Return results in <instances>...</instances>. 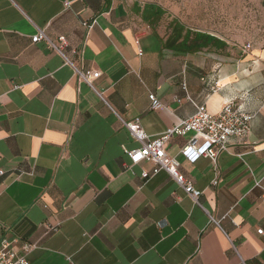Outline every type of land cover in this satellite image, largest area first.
Returning a JSON list of instances; mask_svg holds the SVG:
<instances>
[{
  "label": "crops",
  "instance_id": "1",
  "mask_svg": "<svg viewBox=\"0 0 264 264\" xmlns=\"http://www.w3.org/2000/svg\"><path fill=\"white\" fill-rule=\"evenodd\" d=\"M64 1L0 0V240L29 264H264V50L175 19L162 34L154 3ZM172 20L217 41L176 51ZM38 28L65 58L32 43ZM229 101L254 117L215 165L179 155L188 137L166 147L197 200L151 162L124 167L139 144L123 122L153 137Z\"/></svg>",
  "mask_w": 264,
  "mask_h": 264
},
{
  "label": "built area",
  "instance_id": "2",
  "mask_svg": "<svg viewBox=\"0 0 264 264\" xmlns=\"http://www.w3.org/2000/svg\"><path fill=\"white\" fill-rule=\"evenodd\" d=\"M70 4V0L64 1V7H68ZM31 41L34 44L44 42L49 49L65 58L62 50L66 47L67 40L64 36H59L57 41L53 42L47 37L43 29L38 28ZM250 49L251 44L247 43L244 50L249 51ZM80 77L82 81L91 86L89 81L91 76H84L80 73ZM181 87L182 90L186 91V83L182 82ZM213 90L214 88H212ZM148 99L152 110L163 107L154 94H149ZM186 99L192 102L189 97H186ZM176 101L180 102V100ZM194 107L195 112L191 117L179 121L175 126L153 137L143 130L140 119L123 122L131 137L139 145L131 150L125 146H122L121 149L128 161L124 165L127 170H131L142 162H151L154 166L152 175L162 170L167 172L178 187L182 188L192 199L197 200L200 192L181 173L179 160L176 157L167 155L166 147L169 140L175 136L188 137L179 151V155L192 164L200 158H207L215 165L219 154L227 150V144L231 138L242 139L248 135L254 115L242 111L232 101L226 103L215 115L209 114L204 105L194 104ZM149 175L145 171L141 174L143 178H149ZM209 220L219 226V222L212 217H209ZM257 233L262 234V230H258ZM10 245L11 242L6 239L0 240V264H29L26 256L13 251ZM32 247L31 245H24L23 249L27 252Z\"/></svg>",
  "mask_w": 264,
  "mask_h": 264
},
{
  "label": "rangeland",
  "instance_id": "3",
  "mask_svg": "<svg viewBox=\"0 0 264 264\" xmlns=\"http://www.w3.org/2000/svg\"><path fill=\"white\" fill-rule=\"evenodd\" d=\"M158 5L165 14L155 26L162 34L175 19L186 27L209 33L229 45L250 43L264 50V0H141Z\"/></svg>",
  "mask_w": 264,
  "mask_h": 264
},
{
  "label": "trees",
  "instance_id": "4",
  "mask_svg": "<svg viewBox=\"0 0 264 264\" xmlns=\"http://www.w3.org/2000/svg\"><path fill=\"white\" fill-rule=\"evenodd\" d=\"M147 8L155 9V11L152 13L153 17L151 16V18H154L156 21L159 20L160 16H162L165 13L163 10H161L160 8H158L156 5L153 4L145 5L144 11ZM171 23L173 24V26H175L174 27L175 29L173 30L175 36L173 42L176 43V45L172 44V48L175 49L176 51L195 52L209 45L210 43L217 41L216 39L205 33L195 32L193 33V36H190V33L192 32L189 30H185V34L182 35L184 27L178 24V22H176L175 20H172ZM180 39L181 41L178 42Z\"/></svg>",
  "mask_w": 264,
  "mask_h": 264
}]
</instances>
